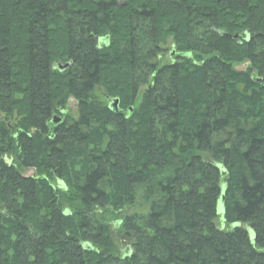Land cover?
<instances>
[{
  "label": "trees",
  "instance_id": "trees-1",
  "mask_svg": "<svg viewBox=\"0 0 264 264\" xmlns=\"http://www.w3.org/2000/svg\"><path fill=\"white\" fill-rule=\"evenodd\" d=\"M0 264H264V0H0Z\"/></svg>",
  "mask_w": 264,
  "mask_h": 264
},
{
  "label": "rangeland",
  "instance_id": "rangeland-1",
  "mask_svg": "<svg viewBox=\"0 0 264 264\" xmlns=\"http://www.w3.org/2000/svg\"><path fill=\"white\" fill-rule=\"evenodd\" d=\"M121 1H124V0H121ZM162 49H163V53L160 55V59H159V62L161 65H170L174 62H176L177 60V54L175 53V47L173 46V43L171 41L168 42L167 45L165 46H162ZM65 65H68V64H61L59 62H56L55 65H54V68L56 70L60 69V66L61 68L64 67ZM69 66V65H68ZM248 67V63L245 62L241 65H235L234 68L237 70V71H245ZM102 94H100L101 96ZM78 118V106H77V103L74 99H69L66 103V108L65 110H63V115L62 116H59V115H54L52 116L51 118V124L52 126H57L59 124H61L62 122L64 121H72V120H77ZM57 119L58 122L57 123H53L54 120ZM10 126H13L14 123H15V120L13 119H9V121L7 122ZM23 175L24 176H29V175H33V171L32 170H27V171H22ZM218 226L220 229L224 230V231H228L230 228H228V226H226L225 224H223L221 221H218ZM250 231V229H249ZM250 234L251 231H250ZM114 238V242H115V245L118 249H121L123 251V253H125V248L127 249L126 251L128 252L129 251V247L128 245L126 244L127 241L121 236V234H119V231H118V227L114 226L112 228V234H111Z\"/></svg>",
  "mask_w": 264,
  "mask_h": 264
},
{
  "label": "water",
  "instance_id": "water-1",
  "mask_svg": "<svg viewBox=\"0 0 264 264\" xmlns=\"http://www.w3.org/2000/svg\"><path fill=\"white\" fill-rule=\"evenodd\" d=\"M223 35H224V34H223ZM230 38L236 39L237 36L230 37ZM67 67H68V65H65V66L62 67V68H61V66H60V69H58V70H59V71H63V70H65ZM118 104H119L118 99H113L112 102H111V104H110V106H109V109H110L111 111H113V112H118ZM57 122H58V120L55 119L53 123H57Z\"/></svg>",
  "mask_w": 264,
  "mask_h": 264
}]
</instances>
